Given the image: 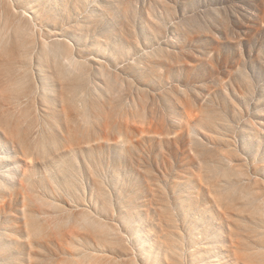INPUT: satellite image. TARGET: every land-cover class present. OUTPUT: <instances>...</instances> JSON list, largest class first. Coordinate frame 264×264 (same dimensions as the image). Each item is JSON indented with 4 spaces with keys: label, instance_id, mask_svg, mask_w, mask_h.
<instances>
[{
    "label": "rangeland",
    "instance_id": "374dc122",
    "mask_svg": "<svg viewBox=\"0 0 264 264\" xmlns=\"http://www.w3.org/2000/svg\"><path fill=\"white\" fill-rule=\"evenodd\" d=\"M0 264H264V0H0Z\"/></svg>",
    "mask_w": 264,
    "mask_h": 264
}]
</instances>
